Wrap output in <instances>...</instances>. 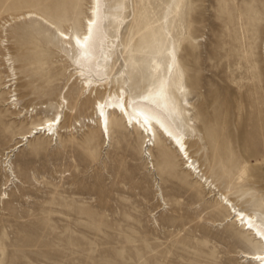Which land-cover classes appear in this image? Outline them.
<instances>
[{"label":"rangeland","instance_id":"rangeland-1","mask_svg":"<svg viewBox=\"0 0 264 264\" xmlns=\"http://www.w3.org/2000/svg\"><path fill=\"white\" fill-rule=\"evenodd\" d=\"M89 2L0 0V264H245L242 253L260 247L220 194L264 220V0L107 1L127 22L113 71L128 60L130 94L148 89L149 61L176 49L173 85L190 102L178 127L198 178L168 140L148 143L120 116L105 143L82 84L63 99L71 44L14 20L36 12L81 32ZM61 104L58 137L39 135L5 160Z\"/></svg>","mask_w":264,"mask_h":264},{"label":"bare ground","instance_id":"bare-ground-1","mask_svg":"<svg viewBox=\"0 0 264 264\" xmlns=\"http://www.w3.org/2000/svg\"><path fill=\"white\" fill-rule=\"evenodd\" d=\"M108 0H90V5L83 22L81 32L65 31L54 22L36 12H28L16 17V22L35 19L62 40L63 44H71L73 48V67L75 76L71 87L82 84L83 93L94 98V112L97 117L96 128L103 136L105 143L111 142V124L114 115L120 116L126 128L138 129L148 143L156 141L160 134L168 140L184 162V167L193 176L202 171L197 161L192 159L189 151V137L178 127L183 112L184 103L190 106L185 98H179L181 89L176 91L174 79L179 72V58L175 48L164 54L163 60H152L147 63L148 89L139 95L130 94L127 85L131 80L128 60L116 72L113 67L123 46V31L126 27V18L119 14L107 12ZM117 9V8H116ZM115 25L114 33L107 31L108 27ZM87 38V39H85ZM79 41V43L77 42ZM11 82V80H10ZM176 83V81H175ZM13 85L10 84L9 87ZM67 87V86H66ZM65 87V88H66ZM100 92L103 96L99 97ZM62 96V95H61ZM60 110L54 118H47L43 122L33 125L31 130L19 137L20 143L12 151L4 155L5 160L9 154L17 149L24 148L31 139L39 135L57 136L63 124L65 106L61 104ZM184 126V120L180 122ZM155 144L146 145L147 148ZM188 164H190L188 166ZM204 180V175L201 176ZM209 180L206 179L205 183ZM212 194V191L210 192ZM10 195L4 193V200ZM222 207L234 217L235 223L250 232L260 247L256 252H243L241 257L245 264H264V220L254 213L238 207L227 195L220 194ZM259 257V258H258Z\"/></svg>","mask_w":264,"mask_h":264},{"label":"snow or ice","instance_id":"snow-or-ice-1","mask_svg":"<svg viewBox=\"0 0 264 264\" xmlns=\"http://www.w3.org/2000/svg\"><path fill=\"white\" fill-rule=\"evenodd\" d=\"M85 39H87V38H85ZM78 43H79V41H77ZM259 258V257H258Z\"/></svg>","mask_w":264,"mask_h":264}]
</instances>
